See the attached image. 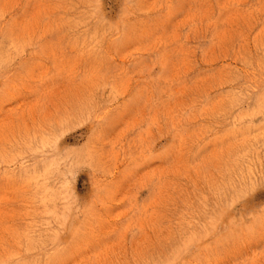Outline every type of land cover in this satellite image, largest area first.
<instances>
[{
	"label": "rangeland",
	"instance_id": "1",
	"mask_svg": "<svg viewBox=\"0 0 264 264\" xmlns=\"http://www.w3.org/2000/svg\"><path fill=\"white\" fill-rule=\"evenodd\" d=\"M0 264H264V0H0Z\"/></svg>",
	"mask_w": 264,
	"mask_h": 264
}]
</instances>
